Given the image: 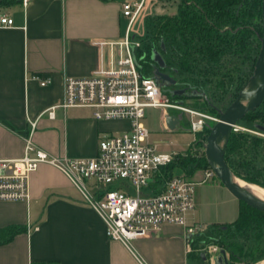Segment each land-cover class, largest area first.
<instances>
[{
  "label": "crops",
  "instance_id": "0c3cea01",
  "mask_svg": "<svg viewBox=\"0 0 264 264\" xmlns=\"http://www.w3.org/2000/svg\"><path fill=\"white\" fill-rule=\"evenodd\" d=\"M124 1L0 0V15L14 21L0 25V157L23 154L30 120L34 144L60 157L93 156L102 135L130 128L128 119H96L86 107L40 115L62 101L66 76L95 73L117 55ZM34 74L51 81L41 85ZM28 186V200L0 201V264H190L195 249L182 224L164 223L125 245L107 237L103 220L57 167L40 162ZM230 201L238 215L240 200Z\"/></svg>",
  "mask_w": 264,
  "mask_h": 264
},
{
  "label": "built area",
  "instance_id": "2783aa9c",
  "mask_svg": "<svg viewBox=\"0 0 264 264\" xmlns=\"http://www.w3.org/2000/svg\"><path fill=\"white\" fill-rule=\"evenodd\" d=\"M143 3L144 0L122 3L127 23L118 41V53L110 56L106 67L89 75L66 76L62 101L40 113L54 117L58 107H86L96 119H128L130 128L102 135L93 156L60 157L34 144L32 133L36 120H30L23 154L0 157V201L28 200V176L40 162H46L60 169L79 189L103 220L107 237L129 245L133 239L157 231L164 223H178L184 226L186 240L190 243L207 227L187 221L188 213L196 204L195 185L214 172L209 164L199 168L204 169L201 180L192 179L184 170L166 172L168 164L189 155V151H158L157 142L149 139L150 129L142 119L148 107H161L165 112L170 108L181 110L189 116L188 130L196 133L218 118L169 101L168 96L164 99L165 92L152 74L142 72L136 56L140 40L131 37L130 25ZM13 22L12 16L0 15V25L10 26ZM33 77L41 85L51 81L49 76L34 74ZM161 123L165 130L179 126L170 128L164 116ZM237 128V124L232 127L233 130ZM196 142L194 139L189 143V147L193 145L190 155L195 156V162L205 155L204 147L194 146ZM88 179L97 187L96 193L90 192ZM220 250L221 246L215 242L200 248L201 253H210L211 259Z\"/></svg>",
  "mask_w": 264,
  "mask_h": 264
},
{
  "label": "trees",
  "instance_id": "16d2710c",
  "mask_svg": "<svg viewBox=\"0 0 264 264\" xmlns=\"http://www.w3.org/2000/svg\"><path fill=\"white\" fill-rule=\"evenodd\" d=\"M261 5L262 0H179L176 14L147 16L146 34L139 36L141 42L136 52L142 72L149 75L156 66L150 55L152 49H157L166 67L174 72V85L198 88L203 81L219 86L224 84V78L235 82L238 75L235 76L233 70H240V65L247 63L250 71L244 84L252 73L260 49ZM193 96L203 100H194L189 105L200 109L209 107L219 116L220 110L210 104L203 87ZM240 121L263 131L264 100ZM224 157L236 176L264 187V137L232 129ZM207 165L206 156L195 162L187 155L168 164L165 171L171 174L175 170H184L191 176ZM258 228L262 232H256ZM210 242L220 244L228 253L231 259L225 264H254L264 260V211L240 200L239 212L233 221L210 224L193 239L192 247L196 250L191 252L193 264H211L203 258L201 251H197V247Z\"/></svg>",
  "mask_w": 264,
  "mask_h": 264
},
{
  "label": "rangeland",
  "instance_id": "374dc122",
  "mask_svg": "<svg viewBox=\"0 0 264 264\" xmlns=\"http://www.w3.org/2000/svg\"><path fill=\"white\" fill-rule=\"evenodd\" d=\"M127 1L133 2L138 0ZM178 4L179 0H145L143 7L140 9L139 13L131 23V37L137 38L141 42V37L139 36H143L146 34L145 21L147 16L157 14H176L178 10ZM123 24H126V19L124 20ZM228 65H230V63ZM240 67V70H233L235 76L238 75V79H234L235 82H231V80L229 81L227 78H224V84L218 86L215 82L213 84H210L208 82L200 81V83H202L203 85L201 84V87L198 86V88H185L174 85V75L171 72H164L162 70L158 72L156 70V66L150 70V74H152V76L156 79L158 85L165 92V95L163 97L164 99H167L168 96L169 101H175L182 106L195 108L218 118L219 116L216 114L215 111H213V109H210L209 107L205 109H200L189 105V103L194 100H203L202 97L193 96L198 95V93L200 92V88L203 87L209 97V101L211 102L210 104L213 107L218 108L219 110H224L239 95L247 72L250 71V67L249 65H247V63H243L242 65H240ZM254 91L255 86L248 85L247 89L243 91L242 96L247 97L251 95ZM174 113L177 114L176 116L180 120L179 125L181 127H176V129L172 130L163 129L161 123L162 117H166L167 114ZM142 121L150 129L149 139L151 141L157 142L158 151L186 150L189 151L190 155V153L192 152L191 149H193V145L191 148V146L189 147V143H191L194 139H196L197 141L194 146L200 149L204 147L205 150V142L207 137V135L205 136V134H207L208 132V126L196 133L189 131V116L184 111H177L170 108L166 109L165 112L161 107H148L146 108L145 117L142 119ZM236 124L238 128L234 131H248V126H246L243 121L238 120ZM253 132L254 131H252V133ZM254 133L255 135L264 137V130L255 131ZM192 157L196 159L195 156ZM203 177L204 169H198L193 175H191V178L194 180H201L203 179ZM258 186L262 187L260 185ZM102 187L104 186L102 185ZM195 196L196 205L194 208V214L192 215L191 213L190 215L188 214L189 216L187 215V219L190 221V223L195 222L197 225L201 226H206L207 223H229L230 221L234 220L237 216V207L234 202L230 201V197L232 195L215 174L207 177L204 181H201L195 185ZM256 232L262 231L260 228H258ZM241 238L242 236L239 237V239ZM216 244L221 246L218 243ZM201 247L202 246L197 247V251H200ZM213 255L215 259H220L221 264H225L226 262L223 257H226L227 260L230 258L228 253L222 252V248L219 252ZM202 256L205 259V254L202 253ZM206 258L209 261V259L211 258L210 253H208V257ZM262 260H259L254 264H264V261ZM190 264H193L192 260H190ZM242 264H245V262Z\"/></svg>",
  "mask_w": 264,
  "mask_h": 264
},
{
  "label": "water",
  "instance_id": "95a60500",
  "mask_svg": "<svg viewBox=\"0 0 264 264\" xmlns=\"http://www.w3.org/2000/svg\"><path fill=\"white\" fill-rule=\"evenodd\" d=\"M261 10L262 32L260 49L252 73L243 84L236 99L224 110H220L217 121L213 124H208L209 131L205 142V156L214 174L233 196L254 208L264 211V200L254 196L248 189H242L238 186L236 183V177L238 176L232 172L224 157L226 142L233 125L248 111L258 107L264 99V0H262ZM150 56L156 64V70L160 72V69L166 65L161 53L157 49H152ZM248 85H254L255 91L251 95L243 97L242 93L247 89ZM165 120L170 128H174L176 124H179V118L174 114H167ZM222 252L225 253L224 249H222ZM223 258L227 262L226 257ZM215 262L221 264L219 258H216Z\"/></svg>",
  "mask_w": 264,
  "mask_h": 264
},
{
  "label": "bare ground",
  "instance_id": "6f19581e",
  "mask_svg": "<svg viewBox=\"0 0 264 264\" xmlns=\"http://www.w3.org/2000/svg\"><path fill=\"white\" fill-rule=\"evenodd\" d=\"M236 183L242 189H248L254 196L258 197L259 199L264 200V188L259 187L258 185L249 183L239 177H236Z\"/></svg>",
  "mask_w": 264,
  "mask_h": 264
},
{
  "label": "flooded vegetation",
  "instance_id": "af4514ba",
  "mask_svg": "<svg viewBox=\"0 0 264 264\" xmlns=\"http://www.w3.org/2000/svg\"><path fill=\"white\" fill-rule=\"evenodd\" d=\"M165 61V60H164ZM166 63V62H165ZM162 71H167V72H171L173 75H174V72L170 69V68H168V67H166V65H165V67L164 68H162ZM264 100V99H263ZM262 103V102H261ZM260 103V104H261ZM257 108V107H256ZM255 108V109H256ZM254 110V109H253ZM251 111V110H250ZM249 112V111H248ZM175 115H177L176 113H175ZM247 130L249 131V132H252V131H259V130H256V129H253V128H250V127H247ZM253 132V133H254ZM249 182V181H248ZM250 183H253V182H250ZM256 184V183H255ZM259 185V184H258ZM261 186V185H260ZM206 257H208V255L205 253V259H207ZM213 261V260H212ZM264 261V260H263Z\"/></svg>",
  "mask_w": 264,
  "mask_h": 264
}]
</instances>
